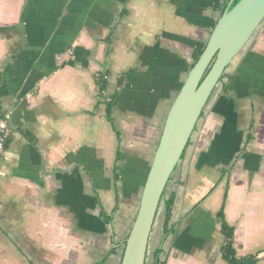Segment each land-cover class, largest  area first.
<instances>
[{
    "label": "crops",
    "instance_id": "crops-1",
    "mask_svg": "<svg viewBox=\"0 0 264 264\" xmlns=\"http://www.w3.org/2000/svg\"><path fill=\"white\" fill-rule=\"evenodd\" d=\"M220 4L0 0V113H11L0 264H121L169 109ZM107 71L115 128L97 83ZM222 208L237 255L264 264V29L212 93L165 189L146 264H228Z\"/></svg>",
    "mask_w": 264,
    "mask_h": 264
},
{
    "label": "water",
    "instance_id": "water-1",
    "mask_svg": "<svg viewBox=\"0 0 264 264\" xmlns=\"http://www.w3.org/2000/svg\"><path fill=\"white\" fill-rule=\"evenodd\" d=\"M233 1L220 16L169 109L121 264H146L150 236L167 184L227 68L264 23V0H239L231 7Z\"/></svg>",
    "mask_w": 264,
    "mask_h": 264
},
{
    "label": "trees",
    "instance_id": "trees-1",
    "mask_svg": "<svg viewBox=\"0 0 264 264\" xmlns=\"http://www.w3.org/2000/svg\"><path fill=\"white\" fill-rule=\"evenodd\" d=\"M232 0H220V15H222L228 8L230 2ZM239 2V0H234L231 7L236 5ZM264 29V28H263ZM203 49H200L194 59V61L188 66V72L189 70L193 67L201 53L203 52ZM132 71V70H131ZM130 72V71H129ZM122 73L119 76V86L122 87L125 83L126 75L129 73ZM108 75L107 72H102L97 76V83L99 85L101 95L105 98H109L107 100V117L111 121L113 127L115 128V124L112 118V110L115 105V100L117 99V96L119 94V91L115 92L114 94L110 96H105L106 89L108 87V79L106 76ZM226 77V73L223 75V78L221 81ZM231 78V77H230ZM115 179L119 180V174L115 175ZM164 201V196L163 200ZM166 201V200H165ZM173 206H174V198H170L166 201V217H165V227H164V235L165 237L168 236L173 230L174 227L170 224V221L172 219V211H173ZM102 214L106 215L105 212L102 210ZM218 218L221 222V232L225 238L224 243L222 245V257L223 259L228 263V264H258L259 263V258L257 254H251L247 256H238L237 255V250L235 246V227L231 226L224 214V209L222 208L218 212ZM106 220L109 222L110 218H106ZM156 264H166L164 261L158 260Z\"/></svg>",
    "mask_w": 264,
    "mask_h": 264
},
{
    "label": "built area",
    "instance_id": "built-area-1",
    "mask_svg": "<svg viewBox=\"0 0 264 264\" xmlns=\"http://www.w3.org/2000/svg\"><path fill=\"white\" fill-rule=\"evenodd\" d=\"M10 134H11V113L10 112L0 113V158L6 151Z\"/></svg>",
    "mask_w": 264,
    "mask_h": 264
},
{
    "label": "rangeland",
    "instance_id": "rangeland-1",
    "mask_svg": "<svg viewBox=\"0 0 264 264\" xmlns=\"http://www.w3.org/2000/svg\"><path fill=\"white\" fill-rule=\"evenodd\" d=\"M263 28H264V23L262 24L260 30L263 29ZM248 44H249V43H248ZM246 47H247V46H246ZM246 47H245V48H246ZM244 50H245V49H244ZM226 72H227V71H226ZM145 150H147V146H145ZM142 156H143V155H142ZM224 240H225V238H224Z\"/></svg>",
    "mask_w": 264,
    "mask_h": 264
}]
</instances>
